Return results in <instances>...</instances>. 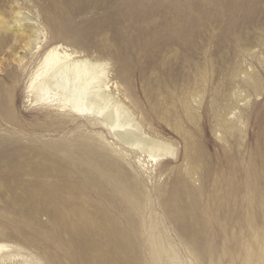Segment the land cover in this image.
Here are the masks:
<instances>
[{"label":"rangeland","instance_id":"374dc122","mask_svg":"<svg viewBox=\"0 0 264 264\" xmlns=\"http://www.w3.org/2000/svg\"><path fill=\"white\" fill-rule=\"evenodd\" d=\"M46 43L103 63L172 152L38 102ZM0 245V264H264V0H0Z\"/></svg>","mask_w":264,"mask_h":264},{"label":"bare ground","instance_id":"6f19581e","mask_svg":"<svg viewBox=\"0 0 264 264\" xmlns=\"http://www.w3.org/2000/svg\"><path fill=\"white\" fill-rule=\"evenodd\" d=\"M9 28L31 46V34H21L17 24ZM31 58L39 60L28 91L38 102L68 111L72 115L71 122L74 118L101 117V122L111 129L116 140L139 147L154 159L172 152L170 146L145 134L132 113L113 95L103 63L51 43L33 50ZM3 247L0 245V250Z\"/></svg>","mask_w":264,"mask_h":264}]
</instances>
